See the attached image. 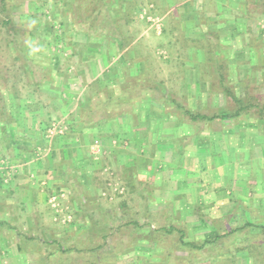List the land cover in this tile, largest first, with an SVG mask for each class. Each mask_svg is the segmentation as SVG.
<instances>
[{
    "label": "crops",
    "instance_id": "1",
    "mask_svg": "<svg viewBox=\"0 0 264 264\" xmlns=\"http://www.w3.org/2000/svg\"><path fill=\"white\" fill-rule=\"evenodd\" d=\"M158 1L163 10H166L167 18L171 12H174V18L177 22L179 21V25L181 23L182 33L185 34L182 43L192 41L195 44L201 39L199 17L201 12L199 9L195 10L190 0ZM223 1L225 3L227 0ZM147 3L146 0H104L100 13L91 14L89 17L86 16L84 4L78 3V0H70L67 10L71 13H74L75 9L82 10L84 15L81 19L74 21L78 31L74 32L73 38L66 39V49L70 52L68 67L71 66L73 70L68 69L64 77H68L69 74L70 79L80 78L85 84L84 89L87 93L76 99L73 97L76 93L72 91V85H75V82L71 81L74 83L72 85H64L60 82L59 86L54 84L51 86L49 83V86L43 80L36 85L39 88H33L34 93L28 92L30 96L19 95L21 99L17 98V100L20 105L23 104L21 107L15 104L12 108V104L7 100L5 107V104L0 103V264H75L74 256L71 255L74 251L80 254V257H77L80 260L79 264H99L93 259L105 256L104 248L108 249L109 246L104 247V243L106 240L108 242L110 237L104 239V236L118 231L117 229L106 233L105 227L97 229V224L90 222L91 212L88 213L86 210L78 212L80 217L87 219L88 222L81 230L82 233H79L82 236L80 243L84 246L74 247L72 246L74 241H70L68 237L72 228H56L53 216L55 218L57 214L47 203L49 198L47 187L51 182L61 183L62 178L65 179L64 182H75L77 179L79 181L86 178L85 174L92 169L95 156L99 155L93 153V148L98 143L93 141L94 138L109 136L119 141L128 140L130 147L132 146L136 153L140 152V149L147 150L149 147H155L160 155L168 153L172 160L175 156L174 163L168 164L171 169L169 168L168 174L166 173L171 181L156 177L152 187L157 186L163 195L170 196L168 195L170 192L177 198L173 201L177 202L179 211L182 213L185 211L180 217L182 219L194 218V210L201 211L205 215L203 218L208 219L209 223L205 222L206 225L208 223L211 227L207 235L214 233L213 227H217L216 231L224 229L228 232L231 228L235 230L239 228L238 223L235 222L236 214L244 213L245 204L256 203V209L264 214V178L263 183H260L258 179L254 180L251 173L246 172V168L244 179L237 178L236 171L239 170L241 163H236L232 169L233 178L231 176L229 181L226 178L227 164L220 157L221 150L224 152H229L228 149L233 150L232 144L227 143V137L232 138V134L235 138L244 136V150H246L251 141L247 139L258 133L245 132L242 113L236 117L190 122L184 118L182 120L174 118L178 115L175 100L170 104L166 99L164 100L162 93L155 97L156 101L153 100L152 92L159 89L163 92L167 88L162 84L159 85V82L154 83L150 80L151 76H153L152 79L155 76L159 77L161 72L158 71L157 66H153V57L151 58L149 54L151 46L146 21L139 18ZM45 5H47L46 2H39L38 8L41 9L40 6L45 8ZM137 6L143 8L139 13L132 10ZM30 8L33 9L32 6H29ZM204 8L202 13L207 12L209 7L206 11ZM240 9L242 10L243 7ZM111 28L114 29L113 34L110 33ZM160 33L158 37H161L162 33ZM166 35L165 38H167ZM190 51L191 58L193 56L192 60L195 62L203 50L191 46ZM196 54H198L197 58H195ZM198 72L200 75V68ZM57 73L64 78L62 76L64 74ZM92 84H100L99 87L102 88L112 85L115 93L119 89V95L120 88L121 91L126 89L127 97L115 98L111 102L105 101L97 105V102L93 103L94 94L90 93L96 90V86ZM194 89L200 92L198 87L195 86ZM19 90L16 91L19 92ZM36 91L40 92L39 96H46L49 102L43 104L35 100ZM137 91H145V95L134 97ZM115 93L113 96H116ZM74 101H78L76 103H78L80 114H76L74 109L71 110ZM37 104L41 106L38 111H29L28 106L33 107ZM93 106H97V109L94 110ZM193 106L189 107L194 112L209 116L217 114L215 112L206 114L209 110H204L205 107L200 109V103L196 105V108ZM99 107L112 108V111L106 112L101 120L95 123L93 114L99 112ZM4 109L7 115H3ZM62 111L66 114H62ZM58 115L65 117L60 119ZM236 119L240 122L238 132L215 129L217 125L228 126ZM53 120L64 121L63 124L65 121H70L71 128L75 131L73 133L65 131L63 134L49 136L46 127L48 128ZM105 123L110 127V132L106 130ZM201 123L205 124L204 130ZM155 124H157L156 128ZM41 127L45 129L41 130ZM79 139L85 140V143L82 145ZM252 141L257 143L254 139ZM257 144V151L261 154L262 151L264 152V147L260 143ZM117 145L116 152L124 151L121 149V142ZM233 145L234 153L242 155V146L238 143ZM246 152L244 151L245 154ZM136 159L135 161L141 162L138 156ZM127 166L131 170L133 163H128ZM134 174L133 180L128 177L129 182L132 180L129 184L131 190L133 187H138L142 181L141 176L136 177L139 174L138 171ZM167 182L172 184L174 191L169 190ZM72 202L74 203V199ZM83 208L86 209L82 206L80 210ZM246 213L249 214L248 211ZM130 214L129 218H133L132 222H136L138 218H149L151 215L148 210L142 216ZM100 216L103 215L100 214ZM228 219L234 222L226 223ZM213 220L216 222L215 225L211 223ZM131 226H135L132 230L134 237L146 234L140 233V230L148 229V227L139 229L135 224ZM220 232L224 233L222 230ZM95 234H100L101 244L88 245V241L92 239L90 236ZM197 237L195 236L196 241ZM137 239L138 241L134 239L135 251L137 242L142 241L141 237ZM191 240L194 239L190 238ZM121 263L117 261L113 264Z\"/></svg>",
    "mask_w": 264,
    "mask_h": 264
},
{
    "label": "rangeland",
    "instance_id": "2",
    "mask_svg": "<svg viewBox=\"0 0 264 264\" xmlns=\"http://www.w3.org/2000/svg\"><path fill=\"white\" fill-rule=\"evenodd\" d=\"M42 1L47 5L45 8L40 6V9L38 8L39 2ZM69 1L0 0V89L6 92V87L11 89L14 86L15 90L20 89V95L29 96L33 88H39L36 85L45 80V83L47 85L50 83L51 86L53 84L59 86L60 82H63L64 85H72L74 84L72 82H75V85H72V91L76 93L73 96L76 99L87 93L84 89L85 84L80 78L70 79L71 76L68 73V77H64L66 71L71 69V66L68 67L70 52L66 49V39L73 38L74 32L78 31L74 26V21L81 19V16L84 15L82 10L76 11L75 9L74 13L68 11ZM146 1H148L147 6L139 18L146 21L151 46L149 54L151 58L153 57V66H157L158 71L161 72L159 77H154L155 80L152 79L153 76L150 77V80L154 83L159 82V85L162 84L167 88L163 92L160 89L152 92L153 100L156 101L157 96H160L161 93L165 97L164 100L166 99L170 104L175 100L174 102H177L176 106H178V115L174 118L181 120L184 118L186 121L190 119L184 114L182 107L190 109L189 106L194 105L193 108H196V105L200 103V109L205 107L204 110H209V113L205 112L206 114L214 112L218 114L220 111L233 112L241 108L245 132L255 131L258 133L247 139L251 141L246 150H244V136L235 138L231 133L232 138L227 137V143L232 144L233 150L220 151L221 159L227 164L226 178L230 181L231 176L233 178L232 169L236 163H241L239 170L236 171L237 178L244 179V169L246 168V172H250L254 180L258 179L260 183H263L264 152L258 153L257 143L264 147V0H251L250 3L248 0H227L225 1L227 4L223 0L218 2L215 0H190L195 10L199 9L201 12L199 17L202 35L195 44L192 41L182 43L185 34L182 33L181 23L179 25V21L177 22L174 18V12H171L167 18V12L163 10L158 0ZM29 6H32L33 9H29ZM240 7H243V11ZM203 8L204 11L208 8V11L202 13ZM9 18L13 20V23L9 25L13 24L15 27L14 29L9 27L10 33L7 34L1 22ZM159 27H161L160 32H164L161 37L167 34V38L162 39L157 36ZM16 31L18 34H15ZM57 37L59 40L55 39ZM191 46L203 50L199 58L196 54L195 62L189 53ZM25 55L31 60L26 61L23 58ZM15 57L20 58L21 61H15ZM181 63H183L182 66ZM25 64L28 67L26 70L24 69ZM198 68L201 71L200 75ZM57 72L64 74L62 75L64 78ZM99 85H93L96 86V90L90 92L94 94L93 103L97 102V105L107 101L108 96L115 93L112 85L106 88L99 87ZM195 86L200 89V92L195 91ZM227 90H230L240 103H236L232 96L228 95ZM28 92L30 93L28 94ZM144 92L137 91L134 97L145 95ZM39 93L36 91L35 100H39V103L43 102V104L48 103L49 99L44 95L39 96ZM118 93L119 89L115 95L119 96ZM31 97L33 96L31 95ZM7 101L9 100L7 99ZM74 102L71 110L74 109L76 114H80L78 103H76L78 101ZM0 103L3 102L0 100ZM102 107L98 108L99 112L93 114L95 123L100 121L106 112L111 113L112 111V108L102 109ZM93 109H97V106H93ZM190 110L192 111V109ZM61 113L66 114L63 111ZM58 117L64 119L65 116L58 115ZM238 120L232 121L228 126L217 125L215 129L238 132L240 125ZM53 121L61 123L60 125L64 122ZM190 122L194 121L190 120ZM105 125L106 130L110 132V127L107 123ZM201 126L204 130L205 124L201 123ZM252 139L257 143H254ZM93 141L99 143L93 148V153L99 155L95 156L96 160H93L92 169L85 174L86 178L79 181L77 179L75 182H64L65 179L62 178L61 183L59 181L51 182L47 187V191L49 190L47 203L50 209L54 210L51 207L50 199L55 196L56 203L60 206L59 211L63 210L55 218L53 216L56 228H72L68 234L70 241H74L72 246H84L80 243L82 236L79 233L88 220L82 219L78 212L86 210L88 213L91 212L90 222L96 223L97 229L105 227L106 233L118 230L117 233L106 234V237L110 238H108V242L106 240L104 243V247L109 246L108 249L104 248L105 256L93 259L99 264H113L117 261H121V264H146L149 262L150 264H163L165 251L169 249L175 251L169 259L171 264H264V231L246 227L249 222L264 225V214L256 209V203L245 204L244 213L237 215L234 212L237 216L235 222L238 223L239 228L242 227V230L236 231L238 227L236 230L231 228L230 230L233 229L232 233L218 241L220 230L216 231L217 227H213L214 233L209 234L210 236L207 235L206 233L211 227L208 224V219L203 218L205 215L201 211L194 210V218L182 219L180 217L185 211L183 213L179 211L177 202L173 201L177 198L170 192H168L170 196L163 195L157 186V188L152 187L156 177L171 181L167 178L168 169H171L168 164L174 163L175 156L172 160L168 153L160 155L155 147L143 149L144 151L140 149V152L136 153V150L132 149V146L130 147L128 140L119 141V139H112L109 136L94 138ZM120 142L121 149L124 150L120 151L121 153L115 150ZM233 143L242 146V155L234 153ZM253 143L254 145H252ZM244 151H247L246 154ZM137 156L141 158V162L135 161ZM131 162L133 166L129 170L127 164ZM134 170L138 171L140 175L136 174V177L141 176L142 181L141 184L137 181L139 186L133 187L132 191L129 184L134 179ZM128 177L132 178L130 182ZM166 185L171 192L175 190L169 182ZM171 199L172 202H170ZM82 206L86 209L80 210ZM146 210L150 212V217L137 220L151 227L140 230V233L145 232L146 234L134 237L132 230L135 226L130 227L128 224L131 220L133 221V218H129L130 213L142 216ZM68 216L71 219L65 220ZM205 222H208L209 226ZM233 222L230 219L226 221L229 224ZM211 223L215 225L216 222L213 220ZM163 226L184 229L187 232L186 240L188 241L190 238L195 240V236H198L197 241H202L199 238L217 241L207 247L208 249H203L199 253L193 252L191 256L196 259L192 260L188 251L176 249L175 244L179 238L177 233L170 235L167 239L164 236L161 237L162 239L159 237L160 243H162L160 247L157 242L153 243L150 240L152 239V236L148 237L150 231L161 229ZM77 232L78 234H76ZM90 237L92 239L90 238L88 243L86 242L88 245L101 244L100 234ZM138 237H141L142 241L137 242L135 251L133 249L136 244L134 239L138 241ZM71 255L74 256V263L79 264L80 260L77 257H80V254L74 251Z\"/></svg>",
    "mask_w": 264,
    "mask_h": 264
},
{
    "label": "trees",
    "instance_id": "3",
    "mask_svg": "<svg viewBox=\"0 0 264 264\" xmlns=\"http://www.w3.org/2000/svg\"><path fill=\"white\" fill-rule=\"evenodd\" d=\"M103 1L104 0H84V2H83V0H78V3L84 4V7H86V16H89L90 17L91 14H96L97 15V14L100 13V8H101V5H102V2ZM248 1L250 3L251 0H248ZM111 2H113V1H111ZM3 9H7V8L6 7H3ZM132 10H135V12H138L139 13V12H141L143 10V8H142V6H137V7L133 8ZM1 23L3 25V28H5L7 34L10 33L9 32V29L10 28L14 29V27H15L13 24H12L13 26L12 25H9V24L13 23V20L11 18L3 20ZM113 30L114 29L111 28L110 29V33L113 34ZM15 34H18V32L16 31ZM162 34H163V32H162ZM161 38L164 39L165 36H162ZM55 39L59 40L58 37L55 38ZM23 58L26 61L31 60V59H29V57L27 55L23 56ZM14 60L15 61H18V60L21 61V59L18 58V57H15ZM24 66H25V68L24 67L23 68L25 70L28 69V67H26V64ZM101 83H103V82H101ZM14 89H15L14 86L11 89L10 88L7 89V87H6V92L3 91L2 89H0V100L3 102L2 104H4L5 101L8 99L9 102L12 104V108H13V105H15V104H17L18 106L20 105L19 102H18V100H17V98L18 99H21L20 96H19L20 94H18L19 92L16 91V90H14ZM127 92H128V90L122 89V91H121V93H120L119 96H113V95L108 96V100L107 101L108 102H111L115 98L120 99V98H123V97H127V95H126ZM227 93H228V95L232 96V98L235 100L236 103H240L239 99L237 97H234L233 96V93L230 90H227ZM22 105H20V107ZM5 106L6 105H4V107ZM40 107H41L40 104L39 105L37 104V105H33V107L32 106H28V109H29V111L34 112V111H38L40 109ZM47 107L49 108V106H47ZM182 109H183L184 114L191 121H194V122L195 121H203V120L204 121H212L214 119H223V118L236 117V116H239L241 114V110H240L241 108H239V109H237V110H235L233 112L232 111H222L219 114L212 115V116L205 115V114H202V113H199V112H194V111H191L190 109H187V108H184V107H182ZM0 111H1V107H0ZM4 112H5V114H4ZM2 113H3V115H7L5 109H4V111L2 110ZM64 125H66V126L68 125L67 126L68 129L66 131H68V132L71 131V133H73L75 131V130H73V128H71V125L72 124H71L70 121H67V122L65 121ZM42 126H43V124H42ZM42 129H45V128L44 127L43 128L41 127V130ZM46 129H47V127H46ZM68 132H66V133H68ZM65 135H67V134H65ZM78 141H80V139ZM80 143H82V145H83L85 143V140L84 141L81 140ZM128 224L129 225L135 224L136 227H138L139 229H141L143 227H146V226H148V228L151 227L150 225H147L146 223L145 224L144 223H140V221H138V220L136 222H132V220H131V222H129ZM246 227H248V228L262 229L264 231V225L263 226L256 225V224H253L252 222H249ZM241 228L242 227L238 228L236 231L242 230ZM221 230L224 231V233L221 234V232H220L218 234V237H217L218 241H221L228 234H231L232 233V230L229 231V232L227 230H224V229H221ZM175 233L179 234L178 241L175 244L176 245L175 246L176 249L177 250H186V252L188 251L190 253L189 254L190 256L193 255L192 254L193 252H196V253L198 252L199 253V251H202L203 249H208L207 247H209L210 245H213V243L217 241V240L216 241L215 240H210V239H207V238L204 239V240H202V241H188V240H186L187 232L184 229H179V228H176L175 226H169V227L163 226L161 229L152 230V232L150 231L148 237H151L152 236V239H150V240L153 241V243L157 242V245L160 247L162 245V243H160L161 240L159 239V237L160 238L161 237L163 238V236H164L165 239H167L170 235H173ZM105 238H107V237L104 236V239ZM165 252H166V255H165V259H164L165 261L163 262V264H171V262L169 261V259L172 257V255H173V253H175V251H173V249H169V250H167ZM191 259L192 260H195L196 258H193V256H191ZM146 264H150V262L149 263H146Z\"/></svg>",
    "mask_w": 264,
    "mask_h": 264
},
{
    "label": "built area",
    "instance_id": "4",
    "mask_svg": "<svg viewBox=\"0 0 264 264\" xmlns=\"http://www.w3.org/2000/svg\"><path fill=\"white\" fill-rule=\"evenodd\" d=\"M150 21V20H148ZM159 26V25H158ZM160 29L161 27H159L158 32L160 33ZM67 130V126L62 124H58L56 122H52V124H50V126L47 129V133L49 136H51L52 134H63L65 131ZM95 145H98V143H96ZM50 204L51 207H53V209L55 210L56 214L62 213V211H59V204L56 203V197L53 196V198L50 199ZM71 219L70 216H68L67 218H65V220Z\"/></svg>",
    "mask_w": 264,
    "mask_h": 264
}]
</instances>
